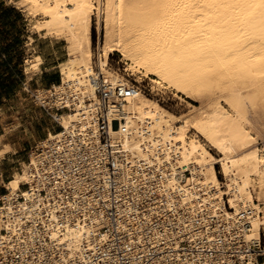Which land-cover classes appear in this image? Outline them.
<instances>
[{
    "label": "bare ground",
    "instance_id": "bare-ground-1",
    "mask_svg": "<svg viewBox=\"0 0 264 264\" xmlns=\"http://www.w3.org/2000/svg\"><path fill=\"white\" fill-rule=\"evenodd\" d=\"M15 3L33 19L35 30L67 42L61 82L36 89L39 98L50 97V105L67 110L54 113L61 128L39 139L5 184L0 256L13 242L39 238L62 264H88L109 243L103 230L108 216L89 179L100 182L107 198L110 150L101 141L102 114L126 185L117 204L120 227L161 223L163 231L139 236L154 244L202 237L214 245L230 235L247 245L261 243L264 140L261 144L256 116L264 110V0ZM94 23L101 33L97 55ZM113 54L128 75L110 67ZM27 62L36 71L41 59ZM129 76L198 104L176 114ZM101 78L112 90L106 107L97 90ZM136 82L134 94H116ZM114 119L120 125L114 126ZM11 149L9 143L0 147V158ZM23 183L29 187L22 189ZM250 258L251 264H264Z\"/></svg>",
    "mask_w": 264,
    "mask_h": 264
},
{
    "label": "built area",
    "instance_id": "built-area-1",
    "mask_svg": "<svg viewBox=\"0 0 264 264\" xmlns=\"http://www.w3.org/2000/svg\"><path fill=\"white\" fill-rule=\"evenodd\" d=\"M139 83L133 86L126 87L124 91L120 88L115 92L119 97L132 95L136 91ZM144 87V86H143ZM47 89V88H46ZM147 91V87H144ZM103 105L106 107L112 96V90L101 81L98 87ZM35 89V100L44 107L48 112L52 109L55 113H62L67 108H59L49 104L50 97L39 98ZM121 109L122 104L118 103ZM51 116L55 119L54 113ZM56 120V119H55ZM100 132L101 141L106 146L110 153L106 160V172L109 182V194L104 198V194L100 188V182L94 178H89L90 183L95 185L91 188V193L101 202V208L105 210L108 216V226L103 230L108 231L111 240L108 244L102 245L99 250L91 257L88 264H204L208 261L209 264H251V255L256 257V262H263L264 247L262 241L260 244H245L236 236L230 235V240L223 243L208 245L205 239L198 237L193 241L185 238L177 242H161L154 244L153 241L140 242L139 236L147 233L152 236L154 230L163 231V227L147 225H128L126 228L118 225V210L117 204L124 197L126 185L118 176V168L115 164V158L112 154V148L109 143V121L106 115L100 117ZM114 126L120 125V120H113ZM189 173V172H187ZM87 182V185L90 184ZM29 187V185H28ZM44 195H47V190L42 189ZM3 202V200H2ZM109 203L108 207L105 206ZM140 227H139V226ZM2 254V253H1ZM240 254H244L246 258L241 259ZM0 264H62L57 255L54 254L51 245L48 241L35 239L33 242H13V247L6 256H0Z\"/></svg>",
    "mask_w": 264,
    "mask_h": 264
},
{
    "label": "rangeland",
    "instance_id": "rangeland-1",
    "mask_svg": "<svg viewBox=\"0 0 264 264\" xmlns=\"http://www.w3.org/2000/svg\"><path fill=\"white\" fill-rule=\"evenodd\" d=\"M5 4L9 5L6 2ZM93 28V46L95 54L97 55V46L101 38V33L96 23H94ZM8 35L0 34V49H2L0 53H5L7 51L3 47L8 44ZM96 59L97 57H95V60ZM19 60L20 55L15 54L14 63H18ZM110 67L125 76L129 74L128 71L125 70V64L121 61L118 54L111 55ZM7 68L9 67L6 61L0 60V75H3L5 84L7 85L9 82L13 83L12 88L0 86V134H5V141L14 144V150L0 158V173L3 174L5 178H12L13 172L20 170L22 163L28 161L29 152L35 143L39 139L46 137L48 131L54 132L61 127L49 113H55L56 111L51 109L48 112L35 100V86L32 85L29 88H24L21 83L23 78L22 75H20V70L17 69L14 73H11ZM128 78L132 81L136 79L142 82L141 85L147 87V92L150 96L158 98L163 106L176 114L185 113L191 105L198 104L191 98L184 97L185 99H182L170 90H161L158 88L153 90L148 79L142 80L139 79L138 76H129ZM256 118L258 119L256 131L262 134L259 136L260 143L262 144L264 140V110H259ZM217 170L222 179L219 165L217 166ZM26 188H28V184L23 183L22 189ZM8 192L9 190L7 188L4 193L1 191L2 195ZM2 195H0V204L3 203ZM261 241L264 247V229L262 230ZM263 260L264 258H261V261Z\"/></svg>",
    "mask_w": 264,
    "mask_h": 264
},
{
    "label": "crops",
    "instance_id": "crops-1",
    "mask_svg": "<svg viewBox=\"0 0 264 264\" xmlns=\"http://www.w3.org/2000/svg\"><path fill=\"white\" fill-rule=\"evenodd\" d=\"M4 2L18 9L22 14V19H17L16 23L10 27L11 31L7 38V45L10 48L5 53H0V60L6 61L9 67L7 70L11 73L17 69L20 70V75L23 78L21 83L24 88H29L32 85L35 86V89L38 87L49 88L60 83L62 80L60 64L68 57L65 39L45 35L44 30H35L33 19L16 5L15 0H4ZM15 54L20 55L18 63H14ZM34 57L41 59L40 67L36 71L28 69L27 64V60H32ZM5 143H9L12 149L6 151L3 156L14 150V144L5 141V134H0V147H3ZM11 179L5 178L0 173V195L6 191L5 184Z\"/></svg>",
    "mask_w": 264,
    "mask_h": 264
},
{
    "label": "trees",
    "instance_id": "trees-1",
    "mask_svg": "<svg viewBox=\"0 0 264 264\" xmlns=\"http://www.w3.org/2000/svg\"><path fill=\"white\" fill-rule=\"evenodd\" d=\"M17 19H22L21 12L11 5H6L4 1H0V34L8 35L11 31L10 27L16 23ZM5 50L9 49V45L3 47ZM0 86L12 88L13 83L5 84L3 75H0Z\"/></svg>",
    "mask_w": 264,
    "mask_h": 264
}]
</instances>
